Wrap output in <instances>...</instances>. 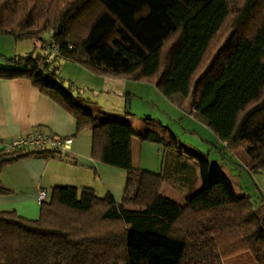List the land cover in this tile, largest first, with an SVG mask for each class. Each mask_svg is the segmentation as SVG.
<instances>
[{"label":"trees","instance_id":"obj_1","mask_svg":"<svg viewBox=\"0 0 264 264\" xmlns=\"http://www.w3.org/2000/svg\"><path fill=\"white\" fill-rule=\"evenodd\" d=\"M258 1L0 0V35L37 40L41 50L5 58L0 77L28 79L75 118L76 133L90 130L94 159L127 172L120 200L58 185L36 219L0 211V264H224L244 252L264 264V199L237 194L202 153L190 154L202 187L183 203L164 195L167 178L134 162L131 124L58 74L64 59L153 84L173 101L189 98L194 117L225 148L245 146L248 173L264 174V16L245 30ZM232 10L231 33L206 62ZM139 137L177 147L173 135L147 130ZM56 153L3 148L0 172L20 158ZM9 192L0 180V194Z\"/></svg>","mask_w":264,"mask_h":264},{"label":"crops","instance_id":"obj_2","mask_svg":"<svg viewBox=\"0 0 264 264\" xmlns=\"http://www.w3.org/2000/svg\"><path fill=\"white\" fill-rule=\"evenodd\" d=\"M99 77L121 81L124 84L130 81L113 76L99 75ZM118 92L125 97L132 94L126 90ZM186 111L194 117L191 107L189 111ZM112 113L118 114L131 124L136 133L133 147L138 143L140 150L146 144L139 136L147 130L158 132L166 140H169L171 135L175 136L177 147L168 150L162 146L154 147L157 157L163 155V159L156 164L150 163L149 168L151 169L146 168L152 172L162 173L167 178L163 188L164 195L183 203L190 192L202 187L200 169L197 163L190 158L192 153L205 154L200 147L179 144L181 140L179 133L153 120H141L134 124L132 121L134 112L129 110L124 109L119 113ZM38 127L58 136H70L72 138L70 148L62 155L30 156L6 164L1 169L0 180L10 192L0 194V211L15 210L26 218L36 219L40 208L37 202L38 192L44 190L47 194L46 199H48L51 189L58 185H70L77 188L91 187L100 197L110 193L116 200L122 198L127 172L124 169L106 165L91 156L90 130L76 133L75 118L48 96L40 93L28 79L0 77V151L11 140ZM177 154L180 157H177ZM133 159L135 162L134 156ZM166 160L171 163L168 168L165 166ZM135 164L139 167L141 163L138 161ZM219 166L232 182L237 194L247 193L228 175L230 171L227 165Z\"/></svg>","mask_w":264,"mask_h":264},{"label":"rangeland","instance_id":"obj_3","mask_svg":"<svg viewBox=\"0 0 264 264\" xmlns=\"http://www.w3.org/2000/svg\"><path fill=\"white\" fill-rule=\"evenodd\" d=\"M234 1H238L239 5L243 2V0ZM232 16L233 10L231 16L212 42L206 56V62L209 61V58L219 46L227 41L233 28ZM263 16L264 0H259L249 16L245 30H252ZM50 33H45V37L49 38ZM38 47L39 43L37 40H16L12 35H0V65L6 66L5 58L14 55H26L34 50L41 52ZM58 67L60 77L72 83L75 89L76 87L86 88L83 96L89 98L94 104L110 112L119 113V111H123L124 109L134 112L132 119L134 124L141 120H153L163 126H168L175 133L180 134L181 140H179V144L183 143L200 147L201 151L208 156L211 163L227 165L230 171L228 175H230L235 183H239L245 192L250 194L254 202L259 203L264 199V174L248 173L247 168L250 166V163L245 146L230 149L231 151L225 148L224 144L217 139L208 127L186 111L190 109L189 98L180 97L176 101H173L164 96L153 84L131 81L124 84L121 81L109 80L105 77L100 78L99 75L88 70L86 67L64 59L58 62ZM119 90H126L132 94L125 97L119 94ZM93 91L95 92L93 93ZM137 144L133 147V156L136 163L140 161L139 167L151 169L149 168L150 163L156 164L163 159V155L157 157V152L154 149V147L159 148L162 145L145 141L146 145L140 150ZM145 146L153 147L146 148ZM170 164L166 160V168L170 167ZM237 187L240 188L238 185ZM239 190L241 191L242 189ZM223 262L224 264H256L250 252L230 256L224 259Z\"/></svg>","mask_w":264,"mask_h":264},{"label":"built area","instance_id":"obj_4","mask_svg":"<svg viewBox=\"0 0 264 264\" xmlns=\"http://www.w3.org/2000/svg\"><path fill=\"white\" fill-rule=\"evenodd\" d=\"M58 53V52H57ZM72 143L70 136H58L48 130L38 127L32 131L11 140L4 147L7 153H16L24 150H51L57 152L56 154L62 155L67 152ZM46 192L40 190L37 194V202L40 204L46 199Z\"/></svg>","mask_w":264,"mask_h":264},{"label":"water","instance_id":"obj_5","mask_svg":"<svg viewBox=\"0 0 264 264\" xmlns=\"http://www.w3.org/2000/svg\"><path fill=\"white\" fill-rule=\"evenodd\" d=\"M61 31V26L59 25L57 28V33H59Z\"/></svg>","mask_w":264,"mask_h":264}]
</instances>
